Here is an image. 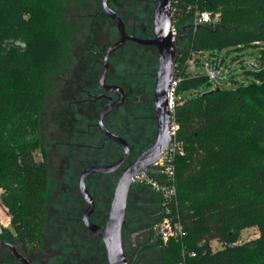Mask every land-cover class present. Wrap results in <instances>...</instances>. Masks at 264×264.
<instances>
[{"label": "trees", "instance_id": "trees-1", "mask_svg": "<svg viewBox=\"0 0 264 264\" xmlns=\"http://www.w3.org/2000/svg\"><path fill=\"white\" fill-rule=\"evenodd\" d=\"M70 1L0 0V188L11 218L1 239H18L30 252L43 246L47 206L58 186L47 160H37L35 151L43 145V106L65 64L69 29L62 15ZM199 2L203 9L220 10L222 18L195 32L180 30L178 44L189 38L190 48L178 53L182 79L175 108L177 137L185 149L175 164L186 234L161 239V259L163 264H264V0ZM229 42L235 49L258 50L255 80L234 89L211 88L206 73H186L193 53L218 52ZM159 207L154 227L163 217L160 198ZM249 227L260 235L236 242ZM213 240L222 248L214 251ZM0 264L17 259L0 249Z\"/></svg>", "mask_w": 264, "mask_h": 264}, {"label": "rangeland", "instance_id": "rangeland-1", "mask_svg": "<svg viewBox=\"0 0 264 264\" xmlns=\"http://www.w3.org/2000/svg\"><path fill=\"white\" fill-rule=\"evenodd\" d=\"M213 12V11H212ZM221 13V11H216ZM62 21L69 29L68 51L64 68L55 75L54 89L48 96L42 111V135L43 145L35 151L37 160L45 158L49 164L50 173L57 179L58 186L51 195L47 209V229L44 233L43 246L34 251H27L18 239L11 240L19 250L29 258L32 263L42 264L44 262L61 264H107L105 246L98 235L90 232L80 220L87 208L78 190L80 169H77L78 158H88L90 151L86 148L73 149L64 147L62 142L67 140L84 141L87 143H102L103 135L94 126L90 129L88 124L93 121L90 118V108L82 104L77 110V117L83 116L77 126L71 125V118L67 113L68 100L70 95H65V88H69L68 79L75 75H81L82 71H89L91 57L88 56V47L96 44H109L112 39V27L114 25L102 13L101 0H71L67 5ZM187 42L178 44V50L187 51ZM234 42L225 45L226 48L218 52L200 51L193 53L187 60L186 73L197 75L205 73L204 64L212 61L221 69V74L216 81H213L211 88L219 86L222 89H234L241 84H247L256 79L252 70L254 65H260L257 61L258 50L255 47H243L235 49ZM262 46V44H259ZM259 46V48H261ZM195 55V56H194ZM186 63L184 66H186ZM67 90V89H66ZM182 102V101H181ZM86 111V112H84ZM67 114V115H65ZM100 154V152H99ZM92 180L90 187H93ZM92 190L99 204L104 203L105 213H109L113 188ZM0 190V239L3 230L10 227V215L7 207L1 201ZM128 202L127 219L133 222L135 218L149 226L154 225L159 219L160 212L158 195L150 188L132 186ZM104 211V210H103ZM75 212L77 214H75ZM138 215V216H137ZM69 218H77L78 221H69ZM69 221V222H67ZM260 235L257 227L243 229L236 239V242H245L255 239ZM139 245L145 240L137 238ZM160 237L154 240L150 237L147 247L140 249L139 256L132 257L135 264H163L161 259ZM131 233L124 234L126 252L130 251ZM211 248L216 251L222 248L218 240L211 242ZM6 251L10 253L7 249ZM45 259V260H44ZM132 261V262H133ZM17 264H21L17 260Z\"/></svg>", "mask_w": 264, "mask_h": 264}, {"label": "flooded vegetation", "instance_id": "flooded-vegetation-1", "mask_svg": "<svg viewBox=\"0 0 264 264\" xmlns=\"http://www.w3.org/2000/svg\"><path fill=\"white\" fill-rule=\"evenodd\" d=\"M108 5L123 19L125 31L128 35L142 40H150L155 37L154 17L157 0H108ZM101 7L102 13L114 25V28L112 27V39L109 44L101 46H96L95 44L87 48L89 52L88 56L91 57L89 71L84 70L81 75L78 74L68 79L69 88H65L64 93L65 95L71 96L70 100H68V108L70 111L67 112L71 118L70 124L77 126L83 118V116L80 118L76 116V111H73L74 107L79 110L78 106L82 104L88 105L91 111L90 118L93 120L88 124V127L90 129L91 126H94L100 130L103 135L102 143H87L83 140L77 141L75 139L65 140L62 144L65 148H86L93 150L92 153L90 151L88 158H78L76 160L79 162L77 169H80V176L90 166L112 165L120 161L125 155L124 146L117 140L107 137L100 122L102 113L106 109H109V112L103 119L104 125L112 134L127 143L129 153L126 161L116 170L106 173L94 172L87 178V188L95 201V210L91 214L90 219L104 226L109 217V213H105L104 203L102 205L99 204L92 190L105 189L104 186H107L108 189L114 186L115 189L122 171L132 161L149 149L156 142L159 134L155 89L159 57L158 49L155 45L141 43L132 39H128L120 47L109 51V48L120 40L121 33L117 22L106 14L102 0ZM106 57L108 59V69L106 79L102 83L101 78L105 71ZM177 66L178 63L176 60L173 79L178 72ZM172 82L166 88L167 99L169 101L168 107L171 112V123L172 110L170 95ZM92 180H94V188L90 187L89 182ZM78 190L80 192L79 184ZM80 196L88 207V203L81 192ZM129 198L130 194L128 202ZM128 207L129 205L127 204V212ZM75 214L77 213L75 212ZM83 217L80 219L82 222ZM73 220L78 221L77 218H69V221ZM126 232L131 233L132 241L130 251L126 252L125 249V252L129 261L135 264L131 258L137 255L139 256L140 249L147 247V243H149L152 235H154V240H157L159 235L153 225H144L140 217L135 218L133 222H128L127 213L126 222L123 227V242ZM137 238L145 240L143 241L145 243L139 245ZM46 263L61 264L58 262H44L42 264Z\"/></svg>", "mask_w": 264, "mask_h": 264}, {"label": "water", "instance_id": "water-1", "mask_svg": "<svg viewBox=\"0 0 264 264\" xmlns=\"http://www.w3.org/2000/svg\"><path fill=\"white\" fill-rule=\"evenodd\" d=\"M172 1L173 0H157L154 17L155 37L150 40H142L128 35L125 31L123 19L109 7L108 0H102V5L106 14L117 22L121 33L120 40L111 46L109 51L120 47L128 39H132L141 43L155 45L158 49L159 57L157 81L155 85L159 134L156 142L137 159L132 161L120 174L111 200L109 217L104 226L90 219L91 214L95 210V201L87 188V178L94 172L106 173L116 170L126 161L129 153L127 143L123 139L112 134L104 125L103 119L109 112V109H106L100 117L102 129L107 137L117 140L124 146L125 155L120 161L112 165H95L88 167L84 170L79 179L80 192L88 203L83 222L90 231L98 235L102 240L105 246L107 264H132L124 248L123 227L126 222L128 197L131 187L133 186V179L139 172L145 171L162 157L172 138L171 112L168 107L169 101L166 91V88L171 85L173 79L175 62L178 54V36L171 31L170 10ZM107 69L108 59L106 57L105 71L101 78L102 83H104L106 79ZM0 249H7L21 264H34L21 250H19L14 242L0 239Z\"/></svg>", "mask_w": 264, "mask_h": 264}, {"label": "built area", "instance_id": "built-area-1", "mask_svg": "<svg viewBox=\"0 0 264 264\" xmlns=\"http://www.w3.org/2000/svg\"><path fill=\"white\" fill-rule=\"evenodd\" d=\"M170 18L171 31L179 38L181 29H193L195 32L201 25L215 26L221 22L222 15L219 12L203 9L199 0H173ZM184 18L187 21L185 23L182 22ZM204 67L209 79L212 82L216 81L221 74V69L212 61H206ZM181 79V75L177 72L171 87V141L162 157L145 171L139 172L133 179L134 184L148 186L160 198L163 217L155 225V229L164 242L171 238L181 239L186 234L179 212L175 164L177 156L185 152L183 143L177 137L179 124L175 118L176 89Z\"/></svg>", "mask_w": 264, "mask_h": 264}, {"label": "crops", "instance_id": "crops-1", "mask_svg": "<svg viewBox=\"0 0 264 264\" xmlns=\"http://www.w3.org/2000/svg\"><path fill=\"white\" fill-rule=\"evenodd\" d=\"M0 190H1V188H0Z\"/></svg>", "mask_w": 264, "mask_h": 264}]
</instances>
